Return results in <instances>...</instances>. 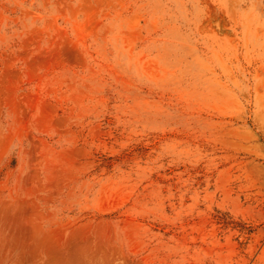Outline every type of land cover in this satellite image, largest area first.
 I'll return each mask as SVG.
<instances>
[{
  "label": "rangeland",
  "instance_id": "rangeland-1",
  "mask_svg": "<svg viewBox=\"0 0 264 264\" xmlns=\"http://www.w3.org/2000/svg\"><path fill=\"white\" fill-rule=\"evenodd\" d=\"M0 264H264V0H0Z\"/></svg>",
  "mask_w": 264,
  "mask_h": 264
}]
</instances>
